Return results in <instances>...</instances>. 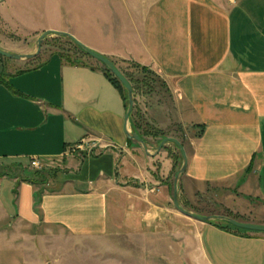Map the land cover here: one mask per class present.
<instances>
[{"label": "crops", "instance_id": "obj_1", "mask_svg": "<svg viewBox=\"0 0 264 264\" xmlns=\"http://www.w3.org/2000/svg\"><path fill=\"white\" fill-rule=\"evenodd\" d=\"M95 2L87 41L71 34L123 73L128 61L157 72L175 109L153 106L152 122L193 133L182 139L180 204L264 225V0H152L144 11L121 0L113 38L95 28ZM16 63L0 79V264H61L47 247L80 237L104 241V264H264V232L176 208L183 162L173 143L155 155L159 137L136 129L137 108L127 126L146 147L128 137L126 91L102 64L59 53ZM33 159L48 178H34Z\"/></svg>", "mask_w": 264, "mask_h": 264}, {"label": "rangeland", "instance_id": "obj_2", "mask_svg": "<svg viewBox=\"0 0 264 264\" xmlns=\"http://www.w3.org/2000/svg\"><path fill=\"white\" fill-rule=\"evenodd\" d=\"M20 1L15 0L14 2L11 1L10 3L0 5V46L4 50L18 54L35 53L38 48L39 37L49 29L70 33L74 29L79 33L82 41H87L88 23L91 25L93 18L92 6L88 2H92V0H30V7L26 9H23L22 4H19ZM151 1L143 0V11ZM95 3L97 5L94 12L95 28H100L107 37H118L125 13L121 0H96ZM52 53L62 54L73 63L102 64L89 56L70 38L64 36H47L42 43V50L37 56L47 58ZM30 62L33 63L34 61ZM13 64H17L16 59L0 55V79L2 77L5 78L10 72L18 69L19 66L14 67ZM119 65L124 68L123 71L134 89V101L137 107V127L138 131L142 132V135L145 137L158 135L160 142L168 136L176 137L182 142V139L186 138L187 134L193 135L189 128H185L173 119H171L170 125L166 124L168 121L165 119V130L158 128L152 122L150 109L153 106L163 108L165 110L164 113L167 114L169 112L171 116L174 114L172 110L175 109V101L170 95L169 88L157 72L132 61H128L125 64L120 63ZM173 146L175 156L178 158L179 169L182 165L183 157L180 149L174 143ZM35 170L38 169L31 168L30 170V172H35L33 173L34 178H48L47 174L40 171L36 172ZM218 191L220 192L217 193H222V190ZM208 200L211 201V198ZM229 217L239 220L237 216L229 215ZM212 221L236 228L221 220ZM244 231L249 232L248 230ZM56 234L60 235L59 232H56ZM71 243L64 239L61 246L57 245L52 251L47 247L48 260L55 253L57 255L62 254L63 262L61 264H104V241L102 239L93 240L80 237L77 241L73 240ZM70 255L77 256V259H73L76 262H72L71 257H69Z\"/></svg>", "mask_w": 264, "mask_h": 264}, {"label": "water", "instance_id": "obj_3", "mask_svg": "<svg viewBox=\"0 0 264 264\" xmlns=\"http://www.w3.org/2000/svg\"><path fill=\"white\" fill-rule=\"evenodd\" d=\"M4 0H0V2H2ZM49 35H58V36H64V37H68L70 38L77 46H79L82 50H84L89 56L93 57L94 59L98 60L99 62H101L120 82L121 84L126 88L127 92H128V111L127 114L125 116V120H126V133L128 135L129 138L134 139L138 142H141L142 144H144V146L146 147V144L143 140V138L136 132H130L128 129V122L130 119V116L133 112L134 109V105H135V101H134V89L133 86L131 84V82L129 81V79L126 77V75L120 71V69L115 65V63L107 56L100 54L98 52H96L95 50L91 49L90 47H88L84 42H82L81 40H79L78 38H76L73 34H71L70 32L67 31H61V30H53V29H49L46 30L38 39V48L37 51L35 53L32 54H18V53H12L9 51L4 50L1 46H0V55L10 58V59H31L36 57L37 55L40 54L41 50H42V43L44 41V39L49 36ZM168 143H174L181 151L182 157H183V166L180 169L178 175L176 176L175 182H174V195H173V199H174V204L176 206V208L182 212L183 214L203 221V222H208V221H212V220H221L223 222L229 223L237 228L240 229H244V230H248V231H255V232H264V225L263 224H255V223H249V222H243V221H239L235 218L226 216V215H211V216H205V215H200L194 212H191L187 209H185L179 201V180L181 178V176L185 173L187 166H188V155L186 152V149L183 145V143L176 137H165L164 139H162V141L159 143V145L156 148V152L155 155L158 154L166 144ZM147 149V148H146Z\"/></svg>", "mask_w": 264, "mask_h": 264}, {"label": "trees", "instance_id": "obj_4", "mask_svg": "<svg viewBox=\"0 0 264 264\" xmlns=\"http://www.w3.org/2000/svg\"><path fill=\"white\" fill-rule=\"evenodd\" d=\"M105 67V66H104ZM105 69H106V71L108 72V74H110V76H112V78H113V80L121 87V88H123L125 91H126V94H127V90H126V88L121 84V82L105 67ZM127 77V76H126ZM128 78V77H127ZM130 81V80H129ZM132 84V83H131ZM127 99H128V95H127ZM137 107L134 105V109H136ZM134 109H133V111H134ZM138 125L136 124V127H137ZM137 129H138V127H137ZM217 224H219V223H217ZM219 225H221L222 227H228V225H225V224H219Z\"/></svg>", "mask_w": 264, "mask_h": 264}, {"label": "built area", "instance_id": "obj_5", "mask_svg": "<svg viewBox=\"0 0 264 264\" xmlns=\"http://www.w3.org/2000/svg\"><path fill=\"white\" fill-rule=\"evenodd\" d=\"M80 147L81 146H75L71 149L72 152H77V150H80ZM31 165L35 168H40L41 165H40V162L37 160V159H33L32 162H31Z\"/></svg>", "mask_w": 264, "mask_h": 264}]
</instances>
